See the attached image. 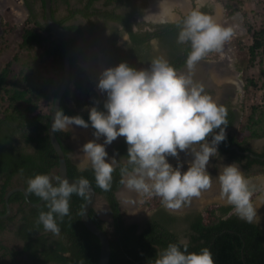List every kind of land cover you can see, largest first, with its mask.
Here are the masks:
<instances>
[{
  "label": "trees",
  "instance_id": "obj_1",
  "mask_svg": "<svg viewBox=\"0 0 264 264\" xmlns=\"http://www.w3.org/2000/svg\"><path fill=\"white\" fill-rule=\"evenodd\" d=\"M22 1L29 13L28 21L34 26L23 29L19 48L28 50L45 43L44 52L49 57V65L43 69V73L33 74L32 79L24 77L28 82L24 86L19 84L18 77L14 83L10 81L11 62H7L0 69V215L6 213L4 197L9 189L23 187L26 190V180L29 177L35 174H50L58 167V158L48 137V125L53 102L62 80L63 59L74 45L73 40L56 38L45 23L41 24L34 19L35 0ZM98 1L85 0L80 7L67 8L66 15L56 20V23L63 26L75 17L96 18L114 23L115 26L110 27L107 32V52L113 61L111 68L125 63L137 71L145 70L146 65L154 60L151 41H156L169 50L166 61L175 70L186 64L192 50L191 44L178 43L177 38L183 19L191 11L196 10L194 7L177 21L153 24L136 20L131 15L117 14L114 10L105 9L114 3L122 5V0H102L103 8H96L94 4ZM223 7L227 9L228 15L233 14V5L224 3ZM55 12L56 9L52 8L53 16ZM200 12L206 15L203 10ZM63 27L82 34L81 29L75 25ZM245 31L250 41L247 47V63L251 67H261V61L257 62V59L264 55V24L257 26L255 23H247ZM124 35L127 36V40L119 45ZM79 55L80 53L69 59L71 88L64 93L59 110L70 117L79 115L89 122L87 109L93 106L95 99L100 102L99 107L103 110L106 96L102 101L99 100L89 76L77 64ZM12 60L15 61L16 57L14 56ZM258 86L263 90L264 102V70L260 68L257 79L244 80L243 91L247 95L249 89ZM234 120L231 115L226 119V125L221 127L224 130L231 127ZM55 136L65 156L67 176L71 179L80 177L87 179L95 192L107 202L113 227L109 238L108 264H154V259L161 249L169 243L179 242L178 237L167 228L175 221V217L160 213L162 204L159 197L150 196V202H146L151 203L158 215L157 218L151 219L142 231L137 232V225H127L123 220L124 213L119 209L115 192L122 185L121 169L127 167L131 171L132 167L127 164L126 138L115 147L116 152L126 162L119 161L114 167L111 187L105 191L96 185L92 167L79 168L70 160L72 149L65 143L69 138V132H55ZM262 137L264 105L250 106L248 115L239 123L237 134L226 135L222 144L227 149L224 151L222 149L221 152L247 171L252 166L263 167V161L250 159L229 149L236 146L241 152H251L248 142ZM257 156L264 157V148ZM177 167L184 172L189 166L178 162L174 169ZM263 172L264 169L256 171V174ZM14 179H18L20 184H14ZM27 195L31 203L40 201L33 194ZM84 199L85 196L75 194L72 196L70 214L62 220L57 218L60 234L55 235L57 238L53 239V234L51 238L43 226L37 224L39 212L47 211L45 202L38 207H30L22 193L11 194L8 199L11 214L7 219H0V232L5 230L8 223L17 220L14 234L22 241L23 247L19 251H10L12 261L9 264H14L13 259L18 256H26L33 264H98L100 243L81 221L80 213ZM231 210V206L212 204L202 213L188 216L186 220L189 223L186 236L188 251L198 253L201 248H208L214 264H264V230L255 223L248 224L238 219ZM89 217L107 234L104 221L93 209L90 210Z\"/></svg>",
  "mask_w": 264,
  "mask_h": 264
},
{
  "label": "clouds",
  "instance_id": "obj_2",
  "mask_svg": "<svg viewBox=\"0 0 264 264\" xmlns=\"http://www.w3.org/2000/svg\"><path fill=\"white\" fill-rule=\"evenodd\" d=\"M233 34L232 28L223 27L211 16L193 10L183 19L177 42H190L192 50L186 64L191 69L208 53L221 51ZM97 88L106 99L103 110L100 102L93 100V106L87 109L89 122L79 115L70 117L58 110L51 127L53 132L64 131L72 125L94 129L95 139L85 143L82 152L91 164L99 188L110 189L116 163L114 159L111 163L105 162V145L121 136L128 145L127 164L132 166L131 171L127 167L121 169V183L127 188L159 197L164 208L177 210L212 186L213 179L206 166L218 154V145L226 139L221 126L227 123V111L211 96L203 94L202 86L178 75L166 60L158 58L152 61L150 70L137 71L125 63L108 68L101 74ZM214 129H220L219 133L210 143L205 142ZM102 137L103 144L97 143ZM186 150L193 156L187 171L174 169L167 158L177 157L178 151ZM217 179L221 198L237 218L253 223L257 212L249 180L235 164L223 167ZM26 184V192L44 201L47 208L39 212L37 224L58 236L57 218L62 220L70 214L72 196L84 197L89 181L80 177L70 183L60 175L35 174ZM188 247L183 240L169 243L157 253L154 264H214L210 249L201 248L197 253L189 252Z\"/></svg>",
  "mask_w": 264,
  "mask_h": 264
},
{
  "label": "rangeland",
  "instance_id": "obj_3",
  "mask_svg": "<svg viewBox=\"0 0 264 264\" xmlns=\"http://www.w3.org/2000/svg\"><path fill=\"white\" fill-rule=\"evenodd\" d=\"M21 3H18V0H0V69L7 63L11 62V73L9 75L10 81L14 83L15 78H19L20 85L28 84L27 81L24 80V77L28 79H32L33 74H40L43 73V69L47 68L49 65V57L44 52L45 43H42L40 46H35L28 50H22L19 48V43L21 41V36L24 28H31L33 23H29V13L25 9L24 3L22 0H19ZM84 0H68L69 5H75L76 7H80ZM194 2L196 8L197 5L203 4L205 1H208L209 4L213 5L214 11L212 14L214 16L213 19L217 18V23L223 27H230L233 29V36L232 38L227 41L221 51L219 52H210L208 53L202 60L208 61V66L204 65L206 70V81L209 85V88H203V94H207L211 96V98L216 102L218 106L226 107L227 104L233 102V96L235 93L238 94V89H241V94L243 97L242 104L240 102L241 111L238 113L235 123L237 125L235 128H230L226 133H233L236 134L238 132V124L244 119L246 115L249 113L250 106H258L261 107L264 105L262 100L263 90H261L260 86L257 88H251L249 91L244 93L243 91V84L244 80L254 78L257 79V75L259 74V68L264 70V55L258 57L257 62L261 61V67H251L247 63V47L250 45V41L248 40L245 25L247 23H255L258 25L264 24V0H191ZM191 1L190 0H181L180 2L184 5L174 4V2L170 4H165L164 9L168 12V14L174 15L171 18L172 21H176L178 19V15L186 13L191 8ZM123 4L117 5L112 4L107 7L109 10H114L116 13H121L125 15H131L132 18L144 21L146 23L160 22L162 19L160 18L159 11L154 13L159 5H163L161 0H122ZM231 4L233 5L234 12L231 15H228L227 9L223 7V4ZM54 7L56 8L55 18L57 20L62 19L66 15V6L63 3V0H54L53 2ZM97 8H102V1H99L94 4ZM34 15L35 20L41 24L42 21V8L40 0L34 2ZM184 8V9H182ZM153 10V11H152ZM214 12V13H213ZM163 22V21H162ZM67 25H77L81 28L84 37L86 39L85 46L83 47L77 64L83 69L87 75L89 76L90 81L92 82L94 89L97 91L99 99L102 100L105 94H102L98 88V78H97V71L99 68L103 69L104 71L111 67L113 61L111 56L107 52V32L111 26H115L114 23L111 22H103L99 19L92 18V19H83L80 17H76L72 21L66 23ZM45 35V34H44ZM43 35V36H44ZM46 36V35H45ZM153 49H154V60L158 58H162L167 60L169 50L165 48L163 45L156 41H152ZM264 54V52H263ZM16 57V60L13 61L12 58ZM152 62L146 65L145 70H150ZM210 68H213L219 75H223L225 72V76H229L232 81L237 82L241 85V88H233L230 94H225L220 88L219 85H215L214 80L211 73H209ZM223 69V70H222ZM225 69V70H224ZM43 71V72H42ZM213 80V81H211ZM31 83V82H30ZM259 84V83H257ZM206 87V86H205ZM208 87V86H207ZM220 87V88H218ZM234 87V86H232ZM221 90L220 99H216L219 93H216ZM230 91V90H229ZM218 94V95H217ZM233 98V99H232ZM79 129L81 132H85V136L87 141H92L95 139L93 136L94 130L89 126L87 129L79 127V126H69L64 131L69 132V138L65 141L66 144L70 146L72 152L70 154L71 159L76 161L77 166L79 168H84L90 165V162L85 159V157L81 158V152L78 154L77 148L74 144V132L73 129ZM213 138V134L211 133L205 142L210 143ZM264 140V137L259 138ZM257 139L250 140L248 145L254 149V151H260L255 144L261 145L259 140L255 142ZM85 142V143H86ZM97 143L103 144L104 138L102 137L100 140L96 141ZM27 150H29L27 148ZM114 149L108 150L106 161L111 163L116 158L113 155ZM190 151V150H189ZM221 158H226V155L218 154L210 158L208 165L206 168L210 171L209 175L211 177L215 175L216 181L218 182L219 172H216L218 168V160ZM88 159V158H87ZM168 163L170 165L175 166V163H182L184 165L190 166L191 161L187 160V157H184L181 153L177 155V157L169 156L167 158ZM117 163V162H116ZM115 163V164H116ZM175 164V165H174ZM240 172L245 176L246 179L249 180L252 187H254L252 203L254 208L257 212V217L253 223L257 224L261 229L264 230V173H257L254 172L252 169L249 173H243L241 171L240 165H237ZM174 168V167H173ZM221 167H219L220 169ZM51 175H57L56 170H53ZM256 175V176H255ZM14 184H20L18 179H14ZM126 189H119L118 194L120 197V211L124 213L123 220L126 224H135L138 227V230L142 229L146 226L149 221L153 218H157L156 212L157 210L151 206L150 196L149 195H142L140 193L137 194V198H135L133 204L127 207V204L124 205L122 201V194ZM148 199V200H147ZM146 200V201H145ZM98 201L102 204H105L106 212L101 213L97 206L96 213L98 216L104 221L106 226V232L109 237L112 235L113 227H112V219L110 215V210L107 205V202L103 197H99ZM145 201L144 203H142ZM263 201V202H262ZM124 206H123V205ZM212 204L228 206L227 202L224 201H212L203 206H190L188 202L181 206L180 209L171 210L166 209L162 206L164 211L167 215H172L175 217V221L171 222L167 227L168 229L174 233L179 241L183 240L187 242V233L189 223L186 221L188 216H191L193 213H202L204 209ZM130 205V203L128 204ZM122 206V207H121ZM132 208V209H130ZM15 210V207L13 211ZM132 210V211H131ZM233 213V211L231 210ZM131 213H134L133 217H131ZM17 220L13 223H8L5 230L0 233V242L3 243L8 249L19 251L21 249V245L14 238L13 231L17 226ZM49 236L52 238V233L47 232ZM57 237L54 235L53 239ZM17 261L21 264H33L29 261L25 256H18L16 257ZM8 257L4 254L3 251H0V264H7Z\"/></svg>",
  "mask_w": 264,
  "mask_h": 264
},
{
  "label": "water",
  "instance_id": "obj_4",
  "mask_svg": "<svg viewBox=\"0 0 264 264\" xmlns=\"http://www.w3.org/2000/svg\"><path fill=\"white\" fill-rule=\"evenodd\" d=\"M169 4H171V3H169ZM41 6H42V12H43V20H44V22H45V24L47 26V29L50 31V33L52 35H54L56 38H58V39H61V40H73L74 41V45L66 53V55H65V57L63 59L62 80L60 82L59 89L57 91V94H56L54 102H53L52 110H51V113H50L49 125H48V137H49V140H50V144H51V146H52V148H53V150L56 153L57 158H58V167L56 169V173H57V175H60L62 178L68 179L69 182L71 183L74 179H71V178H69L67 176L65 156H64V153H63V151L61 149V145H60V143L58 142V140H57V138L55 136V132L52 131V127L51 126H52V123L54 121L55 114L60 108V102H61V99H62L64 93L66 92V90L68 88H71L69 59L71 57H73L74 55L79 54L82 51V49L84 47V44H85V39H84V36L82 34L77 33L75 31H71V30L65 29L63 26H61L58 23H56V19L51 13L52 0H42ZM169 16L170 15L166 11V16L164 18H162V21L163 22H165V21L171 22V19H169ZM202 63L204 65H207V63L205 64L204 61ZM186 67H187V64L182 66L180 69L176 70L177 74L179 72L183 71ZM122 137L123 136L118 137L110 145H105V149H108V150L112 151V149H113L112 145L113 144H117ZM230 150H234L239 155L248 156V157H251L253 159H257L258 158L252 152H241L238 149V147H236V146H232L230 148ZM69 158L74 164H77L76 161L71 159V157H69ZM85 159L88 160L87 158H85ZM258 159H260V161L264 162V157L258 158ZM88 166L91 167V164L88 165ZM53 183L55 185L56 182H53ZM124 185L125 184L122 183V185H121V187L119 189H123ZM119 189L115 192V198H116V200H117V202L119 204V209H120L121 201H120V197H119V194H118ZM15 192L22 193L26 203L30 207H38V206H40L43 203L42 200H40L37 203H31L29 201V199H28L27 192H26V190L23 187L11 188V189L8 190V192L6 193V195L4 197L6 213L4 215H0V219L6 218V217L9 216V214L11 212V208H10V205L8 204V199H9L10 195L15 193ZM99 197H102V196L98 195L95 192L94 188L89 184L88 188L86 189L85 199H84V202H83V205H82V208H81L80 215H81V221H82L84 227L93 236H95L98 239L99 243H100V252H99V258H98V264H108L109 258H110V245H109V238L110 237L103 230H101L91 220V218L89 217L90 210L91 209H93L94 211L96 210L95 204H96L97 199L99 200ZM188 204H189V202H188ZM189 205H191L192 208H193L192 204H189ZM97 216H98V214H97Z\"/></svg>",
  "mask_w": 264,
  "mask_h": 264
},
{
  "label": "flooded vegetation",
  "instance_id": "obj_5",
  "mask_svg": "<svg viewBox=\"0 0 264 264\" xmlns=\"http://www.w3.org/2000/svg\"><path fill=\"white\" fill-rule=\"evenodd\" d=\"M85 1V0H84ZM83 1V2H84ZM99 1H101V0H99ZM98 1V2H99ZM162 1V3H163V5H159L160 7H158L155 11H153L154 13H157L158 11H159V14H160V18L162 19V18H164L165 16H166V11H165V9H164V6H165V4H169V3H173L174 2V4H179V3H181L180 1L181 0H161ZM191 1V0H190ZM35 2V1H34ZM82 2V3H83ZM63 3H64V5L66 6V10H67V8H76V6L74 5H69V3H68V0H63ZM102 4H103V1H102ZM115 4V3H114ZM170 4V5H171ZM180 5H184L183 3H181ZM197 5V7L198 8H196V6H195V4H194V2L193 1H191V8H190V10L194 7L196 10H203V12H205L206 13V15H208V16H211V17H213L214 16V14H212V11H214V7H213V5H211V4H209L208 3V1H205L203 4H200V5H198V4H196ZM102 8H103V5H102ZM105 8V7H104ZM26 9V8H25ZM105 9H107V7L105 8ZM182 9H184V8H182ZM108 10V9H107ZM189 10V11H190ZM188 11V12H189ZM188 12H186V14L188 13ZM214 13V12H213ZM117 14H119V13H117ZM121 14V13H120ZM185 14H180L179 15V18H181V16H184ZM174 17V15L172 16V14H170V16H169V19H171V18H173ZM76 18V17H75ZM74 18V19H75ZM81 18V17H80ZM178 18V19H179ZM56 19V18H55ZM177 19V20H178ZM57 20V19H56ZM176 20V21H177ZM42 21H43V23H45L44 22V20H43V15H42ZM72 21V20H71ZM215 21H216V23H217V18H215ZM153 24H157V23H169V21H165V22H162V21H160V22H154V21H151ZM112 23V22H111ZM63 26H69V25H67L66 23L63 25ZM75 26H77V25H75ZM78 27V26H77ZM112 27V26H111ZM80 28V27H79ZM81 29V28H80ZM135 29V28H134ZM82 31V30H81ZM82 35L84 36V34H83V32H82ZM108 36V35H107ZM84 39H85V37H84ZM106 39V42H108V37H106L105 38ZM127 40V36L126 35H124L123 37H122V39L119 41V45L120 44H122V43H124L125 41ZM85 43H86V39H85ZM151 44H152V41H151ZM84 46H85V44H84ZM81 53V52H80ZM153 53H154V51H153ZM207 62V64L209 63L208 61H206ZM196 64L199 66L200 65V67L202 68L201 70H200V72L198 73V75H201V77H202V80H200V82H199V84L200 83H202L203 82V86L205 87H207L208 86V84H207V81H206V78H205V76H206V68L204 67V64H202V63H200V62H196ZM113 65V64H112ZM111 65V66H112ZM206 66H208V65H206ZM111 68V67H110ZM223 70V69H222ZM225 70V69H224ZM201 73V74H200ZM209 73H211L210 75H212V77H213V80H214V83H215V85L217 84V85H220L222 88H220L223 92H225V94H230V92L232 91V90H234L236 87L237 88H241L240 87V85L237 83V82H234V81H232L231 80V78L229 77V76H225V72L223 73V75L221 76V75H219L213 68H210V70H209ZM97 74V73H96ZM97 78H98V76H97ZM192 81H193V83L195 84V85H198V82L196 83V82H194L195 81V78H193V79H191ZM232 86H234V87H232ZM234 88V89H233ZM232 89V90H231ZM221 90L220 91H218L217 90V92L216 93H219V95L216 97V99H220V94H221ZM230 90V91H229ZM96 91V90H95ZM238 91V94L237 93H235L234 94V96H233V102L232 103H230V104H227L228 106H226V107H224L225 109H226V111H227V116H226V119L228 118V117H230L231 115L233 116V118L234 119H236V117H237V115H238V113L241 111V104H242V101H243V97H242V94H241V89H238L237 90ZM96 93H97V91H96ZM97 95H98V93H97ZM99 96L100 95H98V98H99ZM105 96L106 95H104V97H103V99L105 98ZM102 99V100H103ZM100 100V99H99ZM102 100H100V101H102ZM214 101V100H213ZM240 102H241V104H240ZM86 110V109H85ZM235 121V120H234ZM235 125V122H233V124H232V126L231 127H229V128H226L224 131L226 132L227 130H229L230 128H232L233 129V126ZM91 127V126H90ZM94 130V129H93ZM219 132H218V130L217 129H214L213 130V136L214 135H216V134H218ZM226 135H230V136H235L236 134H233V133H226L225 134V136ZM85 138V140L87 141V139H86V137H84ZM125 139V137H122L120 140H119V142L117 143V144H113L112 145V148L114 149V151H113V155H114V157L116 158V164L114 165V167H116L117 166V164H118V162L119 161H121L122 163H125L126 162V160L124 159V158H121L120 156H119V154L116 152V150H115V147L121 142V141H123ZM85 141V142H86ZM87 143V142H86ZM223 142H221L219 145H218V150H219V152H220V154H222V155H226L225 153H222L221 152V150L223 149V151H224V149L226 150L227 148H225V147H223V144H222ZM74 144L76 145V147H77V149H79V145L78 144H76L75 143V141H74ZM248 148L251 150V152L255 155V154H257V155H259L261 152H262V149L264 148V145H263V147L261 148V151L260 152H256V151H254V149H252V147H250L249 145H248ZM230 149V148H229ZM181 154L184 156V157H187V160H190V161H192V159H193V156H192V154H191V152L189 151V150H186V151H184V152H181ZM257 155H255V156H257ZM258 157V156H257ZM226 158H227V160L228 161H231V160H229V158H228V156L226 155ZM258 158H260V157H258ZM257 158V159H258ZM262 158V157H261ZM250 159H253V158H251L250 157ZM254 160V159H253ZM258 160H260V159H258ZM232 162V161H231ZM233 164H236L235 162H232ZM176 164V163H175ZM174 164V165H175ZM77 165V164H76ZM86 167H89V166H86ZM173 167H175V166H173ZM253 167H261L260 165H256V166H252V167H250V169H252ZM243 169V168H242ZM244 171L247 173L248 171L247 170H245L244 169ZM250 186H251V184H250ZM211 187H213V189H214V191H212V188L211 189H208V190H206V191H212V193H215V192H220V185H219V183H217V182H213L212 183V186ZM252 187V186H251ZM253 188V192H254V187H252ZM135 194H138V193H135ZM134 195V194H133ZM133 197V196H132ZM196 198V197H195ZM194 198V199H195ZM198 198V197H197ZM132 199V198H131ZM199 200L198 201H202L203 203H204V205L205 204H207V203H209V202H212V201H216V200H209V199H207V197L205 196V195H200L199 196V198H198ZM224 200V199H223ZM132 201V200H131ZM198 201H195V203H198ZM225 201V200H224ZM224 201H222V202H224ZM263 202V201H262ZM194 203V204H195ZM202 203V204H203ZM189 204H191V202H189ZM200 205H201V203H200ZM191 206V205H190ZM193 206H196V204L195 205H193ZM198 206V205H197ZM228 206H230V205H228ZM11 208V207H10ZM162 208V207H161ZM157 212V211H156ZM173 212H174V210H173ZM158 213V212H157ZM160 213H164V214H166V212L164 211V209L162 208V210L160 211ZM232 213V212H231ZM10 214H11V212H10ZM9 214V215H10ZM157 215V214H156ZM167 215V214H166ZM168 216H172V215H168ZM8 217H6V218H3V219H7ZM127 225H130V224H127ZM145 227L146 226H144L142 229H140V230H138L137 232H140V231H142L143 229H145ZM168 228V227H167ZM169 230V229H168ZM4 231V230H3ZM2 231V232H3ZM1 233V232H0ZM15 229H14V231H13V235H14V238L16 239V240H18V242L20 243V245H21V248L23 247V243H22V241L20 240V239H18L16 236H15ZM20 250V249H19ZM0 251H3L4 252V254L8 257V263L7 264H9L11 261H12V257L9 255L10 254V251H12L11 249H8L3 243H1L0 242ZM7 252H9V253H7ZM26 257V256H25ZM27 258V257H26ZM30 261V260H29ZM32 262V261H31ZM13 263L14 264H21V263H19L18 261H17V259L16 258H14L13 259Z\"/></svg>",
  "mask_w": 264,
  "mask_h": 264
},
{
  "label": "bare ground",
  "instance_id": "obj_6",
  "mask_svg": "<svg viewBox=\"0 0 264 264\" xmlns=\"http://www.w3.org/2000/svg\"><path fill=\"white\" fill-rule=\"evenodd\" d=\"M214 21H215V19H214ZM201 69L202 68L200 67V65L198 66L195 63V65L191 69H189L188 66H187L183 71H181L180 73H178V75H184L185 77H189L190 79L195 78L196 83L198 82V84H199L200 80H202L201 75H198V73L200 72ZM103 72H104V70L101 69V68H99V70L97 71L98 80L100 79L101 74ZM73 132H74L73 134H74L75 143L79 145V149H76L78 151V154L81 152V154H80L81 155V158L82 157L87 158L85 156V154L82 152V147H83V145L85 144V141H86L85 138H84V137H86L85 136L86 133L79 131V129H77V128L73 129ZM75 147H76V145H75ZM124 188L126 189V191L124 190V193L122 194V201H123L124 205L127 204V207H128V206H131V204H133L135 198H137V194H135V193H138V192H136L135 190H132V189L127 188L126 185H124L123 189ZM211 188H212V191H214L213 187H210L209 189H211ZM212 191L209 192V191L203 190L202 193H201V195H205L207 197V199H209V200L224 201L221 198V196H220V192L219 193L218 192L212 193ZM194 198H191V201H190L192 205H195V204H196V206L197 205L198 206H203L204 205L205 202L203 203L202 201H198L199 200L198 199L199 197L198 198L196 197L195 199ZM195 201H198V203H195ZM129 203H130V205H128ZM200 203H201V205H200ZM95 205L97 206V209L102 214L106 212L105 204H102V203H100L98 201V203H96ZM130 209H132V208H130ZM133 215H134V213H131V217H133Z\"/></svg>",
  "mask_w": 264,
  "mask_h": 264
},
{
  "label": "crops",
  "instance_id": "obj_7",
  "mask_svg": "<svg viewBox=\"0 0 264 264\" xmlns=\"http://www.w3.org/2000/svg\"><path fill=\"white\" fill-rule=\"evenodd\" d=\"M36 1H38V0H36ZM53 2H54V0H52ZM102 1V0H101ZM18 3H21L19 0H18ZM95 6V5H94ZM54 9H56L55 7H54V5L52 6ZM96 7V6H95ZM97 8V7H96ZM183 14H186V13H183ZM55 17V16H54ZM178 18H179V15H178ZM204 60H199L198 62H200V63H202ZM205 62V64L207 63L206 61H204ZM203 64V63H202ZM180 73V72H179ZM211 81H213V80H211ZM194 82H196V81H194ZM198 86H202L203 88H209V85H208V87H204L203 86V82L202 83H200V84H198ZM217 86V85H216ZM220 86V85H219ZM218 88H220V87H218ZM237 125V123H235V125L233 126V128H235V126ZM238 127H239V124H238ZM228 131V130H227ZM235 134H236V130H235ZM259 140V143L261 144V145H258V144H255V146H257L258 148H259V150L261 151V148L263 147V145H264V140H262V139H257V140H255V142L256 141H258ZM196 147H197V150H199V145H196ZM260 151H258V152H260ZM218 152H219V150H218ZM178 153L180 154L181 152H179L178 151ZM218 162L219 163H217L218 164V168L216 169L217 171L216 172H221L222 171V169H223V167H225V166H228V165H231V164H233L231 161H228L227 160V158H221V160H218ZM236 166L238 165V164H235ZM219 167H221L220 169H219ZM241 167V166H240ZM252 169H254V172H256V171H261V170H263L264 169V166L263 167H253ZM252 169H249L248 170V173L252 170ZM206 171H207V173L208 174H210L209 172V170L206 168ZM241 171L243 172V173H245V171H244V169H242V167H241ZM251 173V172H250ZM264 173V172H263ZM211 176V175H210ZM256 176V175H255ZM215 178V175H213L212 176V179H214ZM214 181H216V178L214 179Z\"/></svg>",
  "mask_w": 264,
  "mask_h": 264
}]
</instances>
